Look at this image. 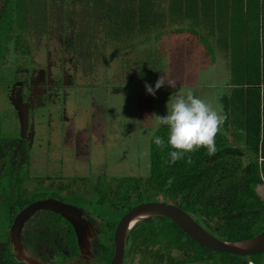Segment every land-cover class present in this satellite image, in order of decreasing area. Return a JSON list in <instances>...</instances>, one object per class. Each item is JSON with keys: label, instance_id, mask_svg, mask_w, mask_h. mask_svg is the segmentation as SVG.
Wrapping results in <instances>:
<instances>
[{"label": "flooded vegetation", "instance_id": "flooded-vegetation-1", "mask_svg": "<svg viewBox=\"0 0 264 264\" xmlns=\"http://www.w3.org/2000/svg\"><path fill=\"white\" fill-rule=\"evenodd\" d=\"M94 21L93 0H0V50L22 58V67L8 88L17 139L2 140L0 129V205L6 211L0 213V225L5 227L0 231V264H21L10 232L17 215L35 203L52 201L58 211L38 209L21 225L17 247L22 254L31 253L30 264H110L119 219L134 206L145 205L131 200L125 178L110 175L109 169L102 177L76 170V163L84 160L82 150L89 156L88 149L103 143L108 133L123 134L119 121L109 120V126L100 123L96 117L100 109L87 116L89 110L81 108L75 93L87 86L82 79L91 64L88 50L95 37ZM108 112L116 111L107 107ZM80 115L87 116L84 125ZM35 144L42 154H31ZM49 148L56 152L48 153ZM65 157L75 170L63 168ZM35 160L42 168L31 169ZM52 161L58 163L56 169L51 168ZM150 203L174 205L165 198L146 204ZM92 204L112 210L113 217L94 212ZM159 216L144 218L129 229L122 264L134 263L138 251L131 238L134 229H158ZM150 235L152 243L145 244L138 264H173L176 250L154 239V230Z\"/></svg>", "mask_w": 264, "mask_h": 264}, {"label": "trees", "instance_id": "trees-1", "mask_svg": "<svg viewBox=\"0 0 264 264\" xmlns=\"http://www.w3.org/2000/svg\"><path fill=\"white\" fill-rule=\"evenodd\" d=\"M159 1L166 10L165 0H140L136 5L134 0H112L110 10L116 9L121 18L116 28L121 30L125 26L120 52L135 47L141 49V44L142 48L157 55L154 44L160 38L156 33L160 16L153 13L155 2ZM185 3L200 6L195 10L199 27L208 18V21L229 28L220 30L208 24L203 30L206 34H200V44L213 60L218 63L225 54L231 63L239 66L224 86L228 93L222 99L225 102L222 113L227 115V120L215 137L217 151L214 155H208L201 147L186 153L185 158L175 164L166 163L168 152L173 149L167 145L168 129L163 126L155 136L165 139V149L161 151L152 140L151 174L147 178L125 179L127 196L129 192L131 200L145 204L165 198L194 216L211 234L225 241L239 242L257 235L262 229L253 231L252 227L257 228L260 219L264 220V200L256 193L264 183V0H191ZM208 3L215 5L212 12L202 7ZM97 4L102 11L94 10ZM107 8L109 5L103 0H93L96 16H102ZM225 32L227 41L223 38L220 41L219 36ZM178 33L184 34L183 30ZM151 42L153 50L147 44ZM154 75L159 78L160 73L155 71ZM231 116L238 123L232 125ZM242 139L243 145L240 144ZM189 156L191 164L187 163ZM169 178H174L170 186L167 185ZM159 217L163 220L158 229L152 228L154 239L178 252L180 256L172 259L173 264L194 261L264 264V253L241 257L211 250L192 240L170 217ZM185 252L190 253L188 257Z\"/></svg>", "mask_w": 264, "mask_h": 264}, {"label": "rangeland", "instance_id": "rangeland-1", "mask_svg": "<svg viewBox=\"0 0 264 264\" xmlns=\"http://www.w3.org/2000/svg\"><path fill=\"white\" fill-rule=\"evenodd\" d=\"M106 3L109 8L104 10L102 16L94 14L95 21L92 22L95 37L92 47L88 50L91 64L88 75L82 79V82L88 87L85 86L81 89L82 86L79 90L76 89L75 93H78L81 108L89 110L87 116L94 115L96 109H100L96 113L100 123L107 122V126H109V120L110 122L119 121L123 126V134H120L119 137L118 133H108L107 139L103 143H94L88 149L89 156L85 150H82L83 153H80V156L84 160L76 163V170L79 169L82 175L88 174V177L96 175L102 177L101 173L109 169L110 175L122 176L125 179L147 178L151 174L152 140L156 132L164 126L157 125L154 115H167V104L170 106L176 93L186 94L188 91L204 100L215 110L223 112L225 102L222 99L228 93L224 86L232 78V72L238 70L239 66L231 63L225 54L222 55V61L217 63L207 52V49L200 43L193 42L188 34L179 45L172 46L170 50L165 39L159 45L156 42L154 47L156 45L157 53L160 49L161 58L156 57L148 48L138 49L135 47L123 49L120 52L125 26L121 30L116 28V25L121 21L120 15L116 9L110 10L112 0H106ZM101 9L103 8L98 4L94 8L95 11ZM222 38L227 41L226 32L222 34ZM147 44L153 50V42ZM11 52L0 50V129L1 138L5 141L12 138L17 139V126L14 125L13 110L10 113L8 88L14 81V73L20 70L19 67H22V63H19L22 58H15ZM21 53L22 49L19 48L17 56L21 57ZM155 71H158L160 76L166 74L169 79L174 80L176 87L172 88L165 84L156 90L155 96L148 94L145 84L155 88V83L158 80L154 75ZM82 90L83 93L80 92ZM107 107L114 108L116 112L111 114L108 112L106 115ZM87 116L85 115V119L82 115L79 116L81 125L85 124ZM236 123H238L237 119L231 116V124L235 125ZM240 144H244V139ZM42 152L43 150H40L36 144L31 150V154L38 155ZM47 152L54 153L56 151L49 148ZM57 165L58 163L55 164L52 161L51 168L56 169ZM69 165V159L65 157L62 166L66 169ZM40 168H42V163L38 160L32 162V170ZM68 170L75 169L70 166ZM37 189L40 188L37 187ZM30 191H33V188L30 187ZM256 193L264 200V183L260 185ZM81 201H84V206L90 210L88 202L83 199ZM0 206V211H2L0 213L3 214L6 212L4 204ZM90 207H93L94 212L103 217L106 216L109 219L113 217L112 210L108 208L101 210L93 204ZM256 226L257 228L252 227L253 231L264 229V220L260 219ZM4 230L5 227L0 225V231ZM151 231L152 229L145 226L134 229L131 238L138 251L134 253L133 264L140 262L145 247L148 246V243H152ZM179 256L176 251L175 257L179 258ZM59 261H62V258H59ZM185 264H211V262L194 261Z\"/></svg>", "mask_w": 264, "mask_h": 264}, {"label": "clouds", "instance_id": "clouds-1", "mask_svg": "<svg viewBox=\"0 0 264 264\" xmlns=\"http://www.w3.org/2000/svg\"><path fill=\"white\" fill-rule=\"evenodd\" d=\"M167 84L175 88L176 82L162 74L155 83V88L145 84L148 94L155 96L156 90ZM171 98V97H170ZM157 125L167 126L168 164H175L185 158L186 153L199 150L201 147L207 150L208 155H214L217 151L215 137L221 126L227 120V115L212 108L208 103L195 96L191 91L186 94L177 92L170 106L167 104V115H154ZM153 143L163 151L166 147L165 139L154 136ZM187 163L191 164L189 156ZM174 178H169L170 186ZM21 264H30L33 257L27 250L24 251Z\"/></svg>", "mask_w": 264, "mask_h": 264}, {"label": "water", "instance_id": "water-1", "mask_svg": "<svg viewBox=\"0 0 264 264\" xmlns=\"http://www.w3.org/2000/svg\"><path fill=\"white\" fill-rule=\"evenodd\" d=\"M48 207L58 211L55 203L45 201L35 203L22 210L16 217L13 229L10 232V240L15 243L17 258L22 261V249L17 247L19 240V230L21 225L30 218L38 209ZM170 217L192 240L217 252L228 253L241 257H249L264 253V229L252 238L239 242H229L211 234L194 216H191L181 207L175 205H165L162 203H150L140 206H134L119 219L114 231V255L110 264H122L124 244L129 229L140 220L150 216Z\"/></svg>", "mask_w": 264, "mask_h": 264}, {"label": "crops", "instance_id": "crops-1", "mask_svg": "<svg viewBox=\"0 0 264 264\" xmlns=\"http://www.w3.org/2000/svg\"><path fill=\"white\" fill-rule=\"evenodd\" d=\"M103 1L106 2V0ZM134 1H135L134 2L135 5L138 4V2H140V0H134ZM186 1H191V0H165L166 10H164L165 8L161 7L163 3L160 4V1L158 3L155 2V11L153 14L157 13V15L160 16L159 21L161 24V26L160 24L156 26V33L160 35V38H158L157 41L158 42L157 45L161 44L163 39H165V42L168 43V47H169L168 49L170 50L172 46L179 45L183 41V38L187 37V34L188 37L191 36L193 42L201 43L200 34H206L205 32H203V30L204 28L207 27L208 24L213 25L215 29H220V30H223V28L226 27L221 24H216L212 21H208L209 20L208 18H206L204 20V24L199 27L197 23L198 15L196 14L195 10H199L200 6L198 5L189 6L185 3ZM202 7L207 8L208 12H212V10L215 8V5L212 3H208L206 5H202ZM175 11H177V14L175 13ZM161 12H163V14H161ZM179 12H181V14H179ZM164 19H166V21H164ZM178 30H183L184 34L178 33ZM226 30H229L228 26L226 27ZM205 31L208 32V29ZM221 38L222 37L219 36L220 41ZM141 46L142 45L140 44L141 49L145 48V47L142 48ZM155 56L160 58L162 57L160 53V49L158 50V53Z\"/></svg>", "mask_w": 264, "mask_h": 264}]
</instances>
